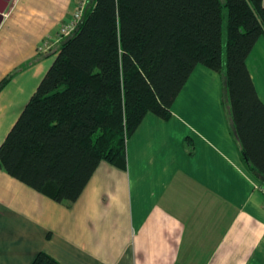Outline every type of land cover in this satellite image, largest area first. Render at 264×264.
I'll list each match as a JSON object with an SVG mask.
<instances>
[{
	"label": "crops",
	"instance_id": "obj_1",
	"mask_svg": "<svg viewBox=\"0 0 264 264\" xmlns=\"http://www.w3.org/2000/svg\"><path fill=\"white\" fill-rule=\"evenodd\" d=\"M74 0H0V146L55 60ZM47 42L48 51L40 46ZM246 64L264 103V34ZM197 65L164 119L147 113L126 167L101 161L61 203L0 168V264H264V205L224 103Z\"/></svg>",
	"mask_w": 264,
	"mask_h": 264
},
{
	"label": "trees",
	"instance_id": "obj_2",
	"mask_svg": "<svg viewBox=\"0 0 264 264\" xmlns=\"http://www.w3.org/2000/svg\"><path fill=\"white\" fill-rule=\"evenodd\" d=\"M0 146V168L75 202L101 161L126 167L144 116L164 119L201 64L224 103L248 171L264 187V103L246 60L264 34L263 0H93ZM32 264H61L40 252Z\"/></svg>",
	"mask_w": 264,
	"mask_h": 264
},
{
	"label": "built area",
	"instance_id": "obj_3",
	"mask_svg": "<svg viewBox=\"0 0 264 264\" xmlns=\"http://www.w3.org/2000/svg\"><path fill=\"white\" fill-rule=\"evenodd\" d=\"M93 0H74L73 10L70 17L65 20L56 33L57 38H67L76 32L80 24L82 23L86 13L93 5ZM264 7V0H263ZM43 52L47 51V42H44L40 47ZM257 188L263 193V205H264V187L258 184Z\"/></svg>",
	"mask_w": 264,
	"mask_h": 264
},
{
	"label": "water",
	"instance_id": "obj_4",
	"mask_svg": "<svg viewBox=\"0 0 264 264\" xmlns=\"http://www.w3.org/2000/svg\"><path fill=\"white\" fill-rule=\"evenodd\" d=\"M10 1V0H9ZM4 12V10L3 11H0V24H1V22H2V20H3V17H2V13Z\"/></svg>",
	"mask_w": 264,
	"mask_h": 264
},
{
	"label": "rangeland",
	"instance_id": "obj_5",
	"mask_svg": "<svg viewBox=\"0 0 264 264\" xmlns=\"http://www.w3.org/2000/svg\"><path fill=\"white\" fill-rule=\"evenodd\" d=\"M47 47H49V48L51 47L49 43L47 44ZM49 48H48V50H49ZM48 50H47V51H48ZM56 55H57V53L54 54L55 57H56Z\"/></svg>",
	"mask_w": 264,
	"mask_h": 264
}]
</instances>
